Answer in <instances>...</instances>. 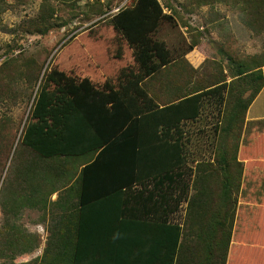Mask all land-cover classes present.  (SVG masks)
Here are the masks:
<instances>
[{"label":"trees","instance_id":"1","mask_svg":"<svg viewBox=\"0 0 264 264\" xmlns=\"http://www.w3.org/2000/svg\"><path fill=\"white\" fill-rule=\"evenodd\" d=\"M239 2L252 15L246 25L264 33V0ZM40 8L24 21L22 33L43 35L52 28L50 7L44 1ZM6 9L0 0V17ZM168 18L158 0H135L112 16V28L132 48L137 66V74L117 88H98L57 69L43 75L20 135L21 146L36 159L19 164L14 182L3 189L2 207L18 217L26 207L45 210L57 193L53 205L61 212L40 260L24 264H226L235 220L232 190L239 188L242 163L235 169L226 161L222 138L220 165H202L198 174L208 182L221 177L216 190L201 180L184 226L172 222V203L176 210L182 199L176 171L186 163L183 125L194 123L205 101L216 99L215 106L228 108L219 133L232 130L262 89L264 60L233 76L252 88L245 103L227 97L233 81H222L159 104L143 82L170 63L168 49L154 38ZM162 187L178 188L161 196L165 208L155 200ZM1 235L0 264H16L17 256L36 246L32 234L9 220Z\"/></svg>","mask_w":264,"mask_h":264},{"label":"rangeland","instance_id":"2","mask_svg":"<svg viewBox=\"0 0 264 264\" xmlns=\"http://www.w3.org/2000/svg\"><path fill=\"white\" fill-rule=\"evenodd\" d=\"M44 1L50 7L52 28L43 35L22 33L24 21L34 18ZM134 1L6 0L7 9L0 17V241L6 220L32 234L36 241L34 250L15 258L16 264L40 260L46 244L53 241L49 230L61 212L53 205L57 193L48 198L45 210L26 207L18 217L2 207L7 204L3 189L14 182L19 164H31L36 159L21 146L20 135L41 79L57 69L79 79L88 78L98 88L107 84L117 88L136 75L132 48L113 30L111 22L119 9ZM239 1L158 0L169 18L160 23L154 38L168 49L170 63L143 82L157 103L200 89L206 91L222 81H233L227 97L231 93L242 103L250 97L252 88L238 84L233 76L242 66L251 68L264 60V33L246 25L252 24V15L242 11ZM226 95L225 91L224 99ZM262 101L263 96L256 105ZM215 104L216 99L205 101L199 119L183 125L186 163L176 171L182 199L176 210L172 203L170 219L184 226L188 201L201 180L205 188L216 190L221 177L208 182L199 180L198 174L203 173L199 170L202 165H220L219 147L225 138L226 161L235 169H240L237 161L242 163L239 188L232 190L236 199L234 234L264 235V120H249L246 110L242 121L221 134L228 108ZM176 189L162 187L160 199L155 200L165 208L161 196Z\"/></svg>","mask_w":264,"mask_h":264},{"label":"crops","instance_id":"3","mask_svg":"<svg viewBox=\"0 0 264 264\" xmlns=\"http://www.w3.org/2000/svg\"><path fill=\"white\" fill-rule=\"evenodd\" d=\"M100 76L106 78L104 74ZM262 96L264 98V85L247 109L249 120H264V101L256 105ZM226 264H264V235L242 233L235 236L233 229Z\"/></svg>","mask_w":264,"mask_h":264}]
</instances>
